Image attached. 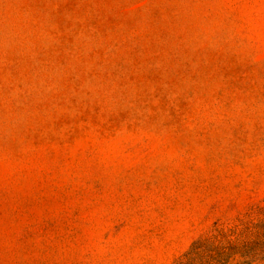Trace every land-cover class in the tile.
<instances>
[{"label": "rangeland", "instance_id": "obj_1", "mask_svg": "<svg viewBox=\"0 0 264 264\" xmlns=\"http://www.w3.org/2000/svg\"><path fill=\"white\" fill-rule=\"evenodd\" d=\"M0 264H264V0H0Z\"/></svg>", "mask_w": 264, "mask_h": 264}]
</instances>
